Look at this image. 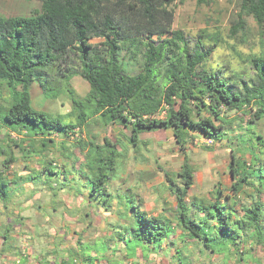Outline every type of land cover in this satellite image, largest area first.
Segmentation results:
<instances>
[{
  "label": "trees",
  "instance_id": "1",
  "mask_svg": "<svg viewBox=\"0 0 264 264\" xmlns=\"http://www.w3.org/2000/svg\"><path fill=\"white\" fill-rule=\"evenodd\" d=\"M23 1H37L40 7L28 16L0 15V81L14 97L0 116L4 127L16 133L37 127L43 136L68 138L89 120L101 118L102 126L115 124L125 132L130 127L129 140L126 135L123 138L133 147L141 132L170 130L183 157L177 172H164L166 188L174 200L171 218L141 211V199H134L129 190L125 193L130 197L109 190L118 140L103 138V144H80L82 150L87 147L85 162L75 160L73 173L51 160L37 176L55 174L53 166L60 177L73 175V180H83L89 204L96 203L108 213L114 202L118 225L109 232L124 246L126 260L137 254L144 259L163 251L162 244L170 236H176L185 247L203 248L212 254L234 253L238 262L254 250L252 246L246 248L250 243H264V164H259L256 154L250 150L251 159L246 160L240 154L245 150L230 149L229 195L215 189L210 193L212 199L193 197L189 201L194 170L186 153L188 140L194 138L191 134L222 142L226 127L233 122L229 120L232 113L248 116L249 124L264 118V56L251 57L252 75L247 78L206 69L213 48L205 49L199 42L190 50L182 31L171 30L172 14L167 8L174 0ZM243 16L251 17L264 31V0H240L237 21L230 29L232 37L244 32ZM144 35L149 37L140 40ZM151 36L158 41H151ZM93 39L100 42L94 44ZM123 49L137 64V74L129 73L128 64L120 60ZM62 65H66L64 69ZM75 75L88 84L83 97L77 96L70 84ZM34 83L47 98L56 100L66 95L71 104L69 122L62 123L60 118L31 106L29 90ZM252 138L264 147L261 136L252 133ZM7 140L24 152L25 140L20 144L10 136ZM51 142L45 139L40 153ZM30 147L34 148L32 142L27 145ZM9 150L8 154L0 150L5 155L4 168L15 162ZM29 178H35V174ZM10 185L0 172V202L4 205L9 201ZM176 253L179 264H188L182 261L181 249ZM68 254L69 261L64 264H74V258L82 264H93L87 253Z\"/></svg>",
  "mask_w": 264,
  "mask_h": 264
},
{
  "label": "rangeland",
  "instance_id": "2",
  "mask_svg": "<svg viewBox=\"0 0 264 264\" xmlns=\"http://www.w3.org/2000/svg\"><path fill=\"white\" fill-rule=\"evenodd\" d=\"M40 3L37 1L26 2L23 0H0V15L2 17L11 16H28L31 10L39 9ZM240 0H174L168 6L167 10L172 14L171 30H180L188 44L190 50L194 49L195 45L202 42L205 49L213 48L206 69L220 70L225 76L241 75L247 78L252 75L250 71V59L252 56H264V31H260L251 17L243 16L246 23L244 32L237 33L234 37L230 35V29L237 21V13L239 12ZM149 36L144 35L140 40H146ZM151 41L157 42L156 36H151ZM94 44H98L100 40L93 39ZM120 60L128 64V71L131 74H137L139 68L134 60L130 58L128 51L123 49L120 53ZM140 61V57H137ZM66 65H62L64 69ZM70 84L76 95L83 97L88 91V84L75 75L72 76ZM31 106L43 112H46L53 117H58L62 123L69 122L71 104L65 94H62L58 99L53 100L45 97L37 83L30 87ZM14 101L13 91L6 88L5 84L0 81V116L11 106ZM234 114V113H232ZM162 115V114H161ZM232 116L231 114L229 117ZM230 120V118H229ZM237 127L234 130V135H226L220 143H212L207 145L202 141V137H195L193 140H188L186 144V153L189 158L190 165L194 170V185L188 192V200L193 197L202 198L205 200L212 199L211 192L215 189H221L224 195H229V186L231 178L229 175L228 165L230 162V149H243L240 153L246 160L251 159L250 150L255 153L260 160L259 164H264V147L258 146L256 140L252 138V133L262 137L264 140V118L259 126L256 124L247 123L248 116H235ZM97 120L92 121V125ZM103 120L98 118V122ZM225 127V126H224ZM232 127V126H230ZM94 128V127H93ZM228 128V127H226ZM241 128L243 133L237 131ZM99 131V130H98ZM117 127H111V130H102L98 134L108 136L110 138H118V147L116 151V166L112 175V181L108 188L119 191L121 196L128 195L122 191V187H132L136 189V193L129 190L134 196V199L143 197V207L148 210H153L155 215L165 214L168 218L173 215L174 200L169 194L164 178V172H177L182 164V153L175 144L174 138L170 130L162 131L155 130L152 132H141L137 136L136 147H132L123 141V136L126 135L127 141L130 138L131 128L127 127L123 134L118 133ZM25 132L28 133L27 140L32 142L34 150L39 149L40 145L49 139L48 135H41L37 127H28ZM35 133H38L35 135ZM10 131L2 123H0V150L8 154L9 148L6 145ZM77 136V135H76ZM74 137V139L78 138ZM251 137V138H250ZM70 136L63 144L48 143L47 146L55 150L64 147H70ZM226 140V141H225ZM228 140V141H227ZM95 142V141H94ZM103 144V142H102ZM53 145V146H52ZM37 146V149L35 148ZM137 148V149H136ZM42 149V148H40ZM29 150V149H28ZM69 158L70 163L75 160L85 162V155L79 153L78 149L70 148ZM10 152V150H9ZM1 154V153H0ZM24 156L23 153H19ZM31 155V153H28ZM46 161H54L59 163V158H55L51 152H46ZM1 162V157H0ZM69 171L74 172L72 167H67ZM51 171L55 174L47 175V183L45 186L55 193H61L64 181L57 174L58 169L51 166ZM37 173L35 174V176ZM121 182H119V180ZM121 185V189H119ZM71 186L75 187L74 184ZM76 189V188H74ZM77 190V189H76ZM264 200V195H263ZM137 201V200H136ZM242 203L248 204L247 200H242ZM138 204V202H137ZM106 214V212H105ZM107 216V215H105ZM116 220L115 216L107 217L106 220ZM98 232H89L88 237L97 236ZM174 242L170 245L169 242ZM163 251L151 254L144 258L141 264H179L177 260V249L182 250V261H187L188 264H239L236 259L238 255H224L221 253L212 254L203 248H195L192 246L185 247L179 242L176 236H170L166 242L162 244ZM118 251V250H117ZM115 253H113L114 256ZM117 254V252H116Z\"/></svg>",
  "mask_w": 264,
  "mask_h": 264
},
{
  "label": "crops",
  "instance_id": "3",
  "mask_svg": "<svg viewBox=\"0 0 264 264\" xmlns=\"http://www.w3.org/2000/svg\"><path fill=\"white\" fill-rule=\"evenodd\" d=\"M231 115L229 118L233 122L232 127L225 130L227 136L230 134L233 136L234 130L232 129L238 126L234 120L236 115ZM93 120L97 121L92 125ZM261 120L256 122L257 126ZM112 126L117 127L118 133L124 135L125 131L119 126L115 124L102 126L98 122V118H94L89 120L81 131L76 130L75 134L70 136L69 141L71 142L69 143H72L70 147L63 148L62 146L55 150L47 146L42 153L39 151L42 146H39V149L36 146L37 150H33L31 147L27 148L30 141L27 140L28 134L25 130L19 133L10 131L11 140L17 141L18 144L25 140L23 145L25 149L23 152L21 149L11 146L8 140L6 141L7 147L11 148V153L15 157V162L8 165V168L3 167L4 153L0 154V172H3V175L11 182L9 201L5 205L0 202V264H10L15 257L22 254L27 257L29 264H64L69 261L68 253L70 252L87 253L92 258L93 264H130L131 262L141 264L143 259H139L138 254L136 255L138 258L136 256L127 257L126 260L124 246L115 241L112 233L109 232L114 228L116 230L118 225L114 202L112 204L114 208L106 214L96 203L89 204L87 190L82 185L83 180H79L77 177L76 180H73V175L61 177L65 183L59 194L45 186L47 179L44 175H36L33 179L29 178L33 174L39 173L40 170L42 171L47 162L46 152H51L55 158H59V163H56V166L66 168L73 166V161L70 163L71 160L67 158L71 152L70 148L79 149L84 155L87 147L82 150L80 144L86 145L89 141L102 144L103 138L112 142L117 141L118 138L112 139L98 134L102 130H111ZM244 130L237 129L239 133H243ZM76 135L79 137L74 139L77 137ZM50 139L54 145L55 143H65L67 138L54 134L50 136ZM205 140L202 139V141ZM123 141L126 140L123 138ZM19 153H23L24 156ZM28 153L33 155L30 156ZM71 184H74L75 187ZM119 189H121V185ZM131 189L136 193L135 188L122 187L123 192ZM115 192L119 191L113 190L112 193ZM138 195L141 197V211L155 216L152 209L148 210L143 207L144 199L139 193ZM263 195L264 192L261 195V201L264 203ZM113 215L116 220L108 219L105 222V218H112ZM91 231L98 232V235L93 238L88 237ZM108 239H112L111 242L107 243ZM251 246L254 250L245 253L244 250ZM103 247L107 249L103 250ZM246 248L243 249L245 254L239 264H264V243L252 242ZM241 250L239 249V251ZM113 253H115L114 256Z\"/></svg>",
  "mask_w": 264,
  "mask_h": 264
},
{
  "label": "built area",
  "instance_id": "4",
  "mask_svg": "<svg viewBox=\"0 0 264 264\" xmlns=\"http://www.w3.org/2000/svg\"><path fill=\"white\" fill-rule=\"evenodd\" d=\"M205 142L207 145L213 143L211 140H205ZM73 262L74 264H82L78 260H73ZM10 264H29V262L27 261V257L22 254V255L15 257Z\"/></svg>",
  "mask_w": 264,
  "mask_h": 264
}]
</instances>
